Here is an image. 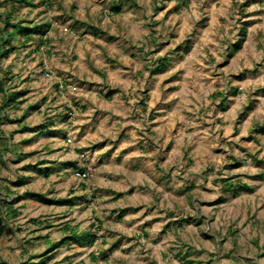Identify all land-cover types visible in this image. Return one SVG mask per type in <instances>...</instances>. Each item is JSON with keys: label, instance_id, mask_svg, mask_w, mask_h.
<instances>
[{"label": "rangeland", "instance_id": "rangeland-1", "mask_svg": "<svg viewBox=\"0 0 264 264\" xmlns=\"http://www.w3.org/2000/svg\"><path fill=\"white\" fill-rule=\"evenodd\" d=\"M8 10L38 26L0 56V262L264 264V0Z\"/></svg>", "mask_w": 264, "mask_h": 264}, {"label": "trees", "instance_id": "trees-1", "mask_svg": "<svg viewBox=\"0 0 264 264\" xmlns=\"http://www.w3.org/2000/svg\"><path fill=\"white\" fill-rule=\"evenodd\" d=\"M18 2H24L27 0H16ZM120 9L119 7H112L111 8V11H115V12H118ZM11 12L8 10L6 11L5 14L2 15L1 17V20L4 21V26H3V29H2V34L0 35V56L1 55H6L8 54L12 49V48H9L8 44L10 45L11 44V41L13 40V38L16 36L17 33H21L24 35V39L23 41H28L30 40V38L32 37L34 31H36V28L38 25H35V26H30V25H24V22L25 20H16V21H13L11 22L10 21V17H11ZM11 28V29H8ZM245 28H243L244 30ZM239 44L236 46V48H238ZM163 66L160 65L157 70H162ZM260 90L263 91L264 93V86L260 88ZM0 91L3 92V96L1 98V107L3 109L7 108L8 106L10 105H13V103L15 104L16 102V95H20L22 92H12V91H5L4 87H3V82L0 80ZM237 92L234 91V94H236ZM6 150V148H5ZM38 164H41V162H39ZM74 167L77 168V169H81V168H78L75 164H74ZM41 172H43V167H41L40 169ZM46 172H48V170H45ZM36 195V197H39V199H41L43 202L45 203H61L63 202V200H52V199H49V198H46L44 196H42L41 194H34ZM20 196H17L16 198H18ZM4 204H9V203H4ZM7 209H8V212H12V213H15V210L13 208H11L10 206L8 207L7 206ZM66 228L69 230L70 232V235H69V238L71 239H86L89 234L88 232L86 231H79L77 230L76 228H71L69 226H66ZM0 264H4L3 262H0ZM35 264H45V261L44 260H40V261H37Z\"/></svg>", "mask_w": 264, "mask_h": 264}, {"label": "built area", "instance_id": "built-area-1", "mask_svg": "<svg viewBox=\"0 0 264 264\" xmlns=\"http://www.w3.org/2000/svg\"><path fill=\"white\" fill-rule=\"evenodd\" d=\"M45 74H46V76H49L50 75L48 72H46ZM87 175L88 174H87L86 170H84L82 168L75 170V176L78 177V178H86Z\"/></svg>", "mask_w": 264, "mask_h": 264}]
</instances>
